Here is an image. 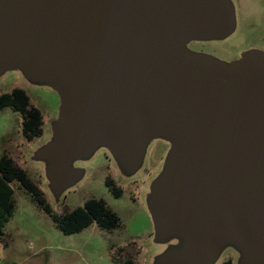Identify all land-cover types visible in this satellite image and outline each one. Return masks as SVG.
<instances>
[{"label": "water", "instance_id": "1", "mask_svg": "<svg viewBox=\"0 0 264 264\" xmlns=\"http://www.w3.org/2000/svg\"><path fill=\"white\" fill-rule=\"evenodd\" d=\"M232 0H0V77L19 70L60 98L47 163L56 198L77 162L108 150L126 172L170 144L150 212L162 264H213L228 245L264 264V52H194L235 29Z\"/></svg>", "mask_w": 264, "mask_h": 264}, {"label": "rangeland", "instance_id": "2", "mask_svg": "<svg viewBox=\"0 0 264 264\" xmlns=\"http://www.w3.org/2000/svg\"><path fill=\"white\" fill-rule=\"evenodd\" d=\"M232 1L236 17L233 34L222 41L193 43L191 49L226 61L240 59L244 52L255 48L264 51V0ZM15 88L24 89L30 106L41 111L43 135L28 141L23 133V115L6 108L0 112V157L8 155L15 166L28 173L55 216L83 207L88 200L103 199L120 217L122 226L108 232L93 224L82 233L64 235L51 215L19 183H14L16 210L0 236V264H123L126 259L134 264H162V258L183 242L179 237L157 239L149 207L170 144L159 139L151 141L141 166L134 172H126L108 150L101 148L90 160L74 164L83 170L81 180L56 198L49 188L47 163L34 157L52 140L60 98L47 85L29 83L19 70L0 77V94ZM108 179L122 192L121 198L106 187ZM241 258V253L228 245L213 264H240Z\"/></svg>", "mask_w": 264, "mask_h": 264}, {"label": "trees", "instance_id": "3", "mask_svg": "<svg viewBox=\"0 0 264 264\" xmlns=\"http://www.w3.org/2000/svg\"><path fill=\"white\" fill-rule=\"evenodd\" d=\"M6 108L23 115V133L28 141L43 135L42 113L30 106V97L24 89L15 88L11 93L0 94V112ZM14 183H19V186L31 195L33 201L51 215L57 228L64 235L82 233L93 224L108 232L118 230L122 226L120 217L103 199L88 200L83 207H78L62 217L55 216L28 173L15 166L12 159L3 154L0 157V236L4 234V229L16 210L15 190L12 186ZM105 184L114 196L121 198L122 192L114 186L112 180H106Z\"/></svg>", "mask_w": 264, "mask_h": 264}, {"label": "flooded vegetation", "instance_id": "4", "mask_svg": "<svg viewBox=\"0 0 264 264\" xmlns=\"http://www.w3.org/2000/svg\"><path fill=\"white\" fill-rule=\"evenodd\" d=\"M193 43H199V42H192V43H190L189 44V49L190 50H192V51H194V52H197V53H201V54H207V55H210V56H213V57H216L217 59H219V60H221V61H225V62H233V61H236V60H238V59H233V60H230V61H226V60H223V59H220V58H218L217 56H215V55H213V54H211V53H207V52H205V51H203V50H195V49H191L190 48V46L193 44ZM253 49V48H252ZM255 50H258L257 48H255ZM261 51V50H260ZM264 52V51H263ZM111 232H113V231H111ZM123 264H134L133 263V261H131L130 259H126L124 262H123Z\"/></svg>", "mask_w": 264, "mask_h": 264}]
</instances>
